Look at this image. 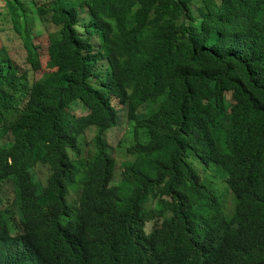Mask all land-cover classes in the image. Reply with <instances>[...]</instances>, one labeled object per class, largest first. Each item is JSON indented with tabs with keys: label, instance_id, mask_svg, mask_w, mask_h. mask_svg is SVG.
Here are the masks:
<instances>
[{
	"label": "trees",
	"instance_id": "obj_1",
	"mask_svg": "<svg viewBox=\"0 0 264 264\" xmlns=\"http://www.w3.org/2000/svg\"><path fill=\"white\" fill-rule=\"evenodd\" d=\"M4 1L0 264H264V0Z\"/></svg>",
	"mask_w": 264,
	"mask_h": 264
},
{
	"label": "rangeland",
	"instance_id": "obj_2",
	"mask_svg": "<svg viewBox=\"0 0 264 264\" xmlns=\"http://www.w3.org/2000/svg\"><path fill=\"white\" fill-rule=\"evenodd\" d=\"M24 1H27V0H24ZM4 4H5V1L4 0H0V10L3 11L4 10ZM5 11V10H4ZM10 25V21L8 18H5V19H1L0 18V26L2 27V30H3V34H6L5 36H3V42L5 44H7V42H14L13 43V47L11 49H21L20 46H21V43H19L17 40V37H15V35H13V33H9V30L7 29ZM48 28L49 29H53L52 26H50V24H48ZM40 32H43V28L40 29ZM2 33L0 34V38H2L1 36L3 35ZM7 36H10L11 39L10 41H7ZM46 41V40H45ZM16 42V43H15ZM18 42V43H17ZM47 43V42H46ZM47 46H48V43H47ZM45 74V72H41L40 75L43 77V75ZM127 130L128 131V128L125 127L124 125V128L123 130ZM95 133V130L94 129H90L86 132L84 138H83V141H85L87 143V150L90 148L91 146V139L93 138V135ZM119 140H120V146L119 147H116L115 143L113 142H109L108 144L112 147V152H113V156L115 155L116 157H123L124 153H123V148L125 146V141H127V133L125 136H122L120 135L119 136ZM89 144V146H88ZM122 161H123V158H122ZM78 168V166H77ZM85 171H84V168L83 167H79L78 168V173L76 174L75 178H74V182L73 184L71 185L70 189H69V198H67L68 202L70 200V202H72L73 199L76 198V195L78 194V190L80 189V186H81V183L85 177ZM226 208L228 211L231 210V206H230V202H229V199L227 198V202H226ZM152 228L150 227H147V231H151Z\"/></svg>",
	"mask_w": 264,
	"mask_h": 264
},
{
	"label": "clouds",
	"instance_id": "obj_3",
	"mask_svg": "<svg viewBox=\"0 0 264 264\" xmlns=\"http://www.w3.org/2000/svg\"><path fill=\"white\" fill-rule=\"evenodd\" d=\"M69 198V197H68Z\"/></svg>",
	"mask_w": 264,
	"mask_h": 264
}]
</instances>
